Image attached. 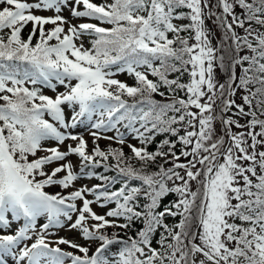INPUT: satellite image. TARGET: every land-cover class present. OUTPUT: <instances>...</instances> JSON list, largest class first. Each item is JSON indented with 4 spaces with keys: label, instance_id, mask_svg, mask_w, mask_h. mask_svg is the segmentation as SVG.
<instances>
[{
    "label": "snow or ice",
    "instance_id": "6c2138e0",
    "mask_svg": "<svg viewBox=\"0 0 264 264\" xmlns=\"http://www.w3.org/2000/svg\"><path fill=\"white\" fill-rule=\"evenodd\" d=\"M261 117L264 0H0V264H264Z\"/></svg>",
    "mask_w": 264,
    "mask_h": 264
},
{
    "label": "rangeland",
    "instance_id": "374dc122",
    "mask_svg": "<svg viewBox=\"0 0 264 264\" xmlns=\"http://www.w3.org/2000/svg\"><path fill=\"white\" fill-rule=\"evenodd\" d=\"M37 14L51 15L52 13H51V12H44V13H37ZM63 15H65L66 17H68L69 19H71L73 23L86 22V21H79V20H76V19L71 18V17H70V14H69V12H68L67 10L64 11ZM211 20H212V19H211ZM178 23H183V22L179 21ZM206 25H207V27H208L209 29H211V33H212V35H211V42H212L213 46H219V44H220V43H219V42H220L219 27H218L216 24L213 25V23L210 21V19L206 20ZM47 27H51V26L48 25ZM30 28H31V25H28V26H27V29L30 30ZM230 54H231V53H230ZM230 54H226V58H227V55H230ZM236 73H237V75L239 76V73H240V68H239V67L236 68ZM216 76H217V79L220 80V82H221V81H222V82L225 81L224 70L221 69V71L219 72V74L216 73ZM115 78H116V79H119V80H121V81H123V82H126V83L130 84V82H129L130 80H129V79L131 78V76H129L127 73L119 74V75H117ZM29 87H31V85H29ZM63 90H64V89H63L62 86H59V87H58V91H63ZM44 92H45V94H47V95H54L53 92H51L49 89H46V88L44 89ZM237 95L240 97V93H238ZM236 100H237V103H241L240 98H236ZM228 115H231V114H228ZM45 118L50 119L49 117H45ZM233 118H235V117H233ZM240 123H241V124H245V120H242V119H241V120H240ZM243 130H244V129H237V128H236L233 132L243 131ZM73 131H75V132H79V133H83V134H84V138L88 141L89 146H91L92 138H91V136L89 135L88 130H87V128H86L85 126H80V127L76 128V129L73 130ZM121 131H125V129H123V127H122ZM216 131H217L218 134H222V127L219 125V123L217 124V122H216ZM106 135L112 136V135H114V133H113V132H109V133H106ZM127 139H128V142L133 143V144H137V146H139V144L137 143V141L134 140L131 136H128ZM225 139H227V137H225ZM104 141H108V140H100L99 142L102 143V142H104ZM108 142H109V141H108ZM110 142H112V143L115 144L114 141H110ZM54 143H55L54 141H50V142H48V144H47L46 146H52ZM65 143H66V144H67V143H73V144H74V142H72V141H66ZM124 147H127V146H124ZM127 148H128V147H127ZM62 150H63V149H62ZM43 154H44V153H42V152H41V153H38V155H43ZM69 159L72 160V162H73L74 164L78 165L79 160H78V158H77L76 156L69 157ZM54 166H55V165H52V166H49V167H54ZM76 183H77V186H79V185H81V184H87L89 187L92 186L90 180H88V179H82V180H80V181H77ZM192 186H193V188L195 189V187H196V182H193V185H192ZM55 187H57V186H55ZM71 190H72V189H68V191H71ZM174 196H175V195H174ZM89 198H91V197H89ZM175 199H176V197H175ZM93 208H94V210H96V211L99 212V213H102V212L104 211L103 209H100V208H98V207L95 206V205H93ZM38 222H39V223H43V222H45V221L43 220V218H40V220H39ZM18 223H21V222H18ZM16 226H17V223H14V224H13V228H15ZM59 236H64V237H67V238H69V239H75L76 242L81 243V244H85V243H86L82 238L79 237V234H78L75 230L69 232V231H67L66 229H61V230H59L58 232H56V237H59ZM56 237H51V238H52V239H55ZM28 243H31V241H29ZM61 247H62L64 250H66V251H71V249L68 248V247L65 246V245H61ZM90 247H91V250H92V251H94L95 248H96L93 244H91ZM116 247H118V246H113V251H115ZM90 254H91V253H90ZM6 259H7V261H8V264H14V262L11 260V258H6ZM25 264H26V262H25Z\"/></svg>",
    "mask_w": 264,
    "mask_h": 264
},
{
    "label": "trees",
    "instance_id": "16d2710c",
    "mask_svg": "<svg viewBox=\"0 0 264 264\" xmlns=\"http://www.w3.org/2000/svg\"><path fill=\"white\" fill-rule=\"evenodd\" d=\"M95 2L100 3L101 0H95ZM212 2L215 3V0H212ZM214 10H215L216 12H219V11H220V9H214ZM185 11H186V10H185ZM239 11H240V10L237 8V12H239ZM213 19H215V17H213L212 20H213ZM212 20L210 19L211 22H212ZM181 22H183V23H188L187 20H185V21H181ZM212 23H213V22H212ZM213 25H214V24H213ZM46 27H47V26H46ZM28 31H29V30L26 28V29H25V32H24L25 37H26ZM237 31H238V33H240L241 35L243 34V30H242V29H237ZM219 33H220V41H221V39H222V29H220V28H219ZM219 43H220V42H219ZM86 44H87V40H86ZM230 45H231V41H230V40L227 41V42H225V45H224L225 49H228ZM226 54H230V52H229V53H226ZM240 54H241V55L247 54V50H245L244 52H241ZM224 75H225V79H226L227 73H226L225 71H224ZM239 75H240V73H239ZM184 79L187 80V76H185ZM130 80H131V81H130V84L133 85V84L135 83L134 78H132V79H130ZM221 82H222V81H221ZM125 98H126V99H129V101L131 102V98H128V97H125ZM154 98L157 99V100H161V99H162V98H161L160 96H158V95H156ZM236 98H239V96L237 95ZM246 110H247V109H246ZM228 114H231V115H232L231 112L228 113ZM261 118H264V117H261ZM247 119H248V117H245V118H243L242 120H245V123H246ZM218 123H219V121H217V124H218ZM219 125L221 126L220 123H219ZM215 126H216V125H215ZM235 129H236V128L233 126L232 131H234ZM257 130H258V129H257ZM164 138H165L164 135H157L156 138H155V142H154L153 144L149 145V151H153V150H155V148H156V144H157L159 141L163 140ZM172 139H175V138L173 137ZM109 144H111L112 147H119V145H117V144H112V143H110V142H105V144H100V146H101V148H106ZM177 148L179 149V145L177 146ZM261 150H264V149H261ZM124 152H125L126 154H128V155H131L130 150L127 149V148H124ZM131 163H132L135 167H140L139 162L136 161V160H132ZM166 166H168V165H166ZM148 170H150V171H154V170H156L155 165H151L150 168H149ZM96 171L102 173V172H103V169H102V168H101V169H96ZM104 174H106V175H114L113 172H108V173H104ZM90 181L92 182V185H94V184L100 182V181H98V180H96V179H91ZM131 183H132L133 185H135V184H138L139 182H137V181H132ZM119 187H120L119 184H117V185L114 186V188H119ZM46 190L49 191V192L52 193V194H54V193H56V192H63V194L66 195V194L68 193L67 190H63V189L59 188L58 186H57V187H55V186H54V187H50V188H47ZM174 199H175L174 194H170V195H168V196L164 199L163 203H167L168 201H171V200H174ZM110 206H111V205H110ZM178 220H179V217H175V218H171V217H169V218H167V219L165 220V223L172 224V223H174V222H178ZM121 222H123V221H121ZM140 227H142V225H140L139 223H137V224L135 225V227H134L132 230H129V231H128L127 235L135 236V232H136V230H137L138 228H140ZM114 231H115V232H119L121 236L124 235V230H122V229H118V228H116V229H113V228H109V229H107V234L111 235V233L114 232ZM158 235H159V233H157V236H158ZM92 244H93L95 247L98 246V242H96V243H92ZM71 251H74V250L71 249Z\"/></svg>",
    "mask_w": 264,
    "mask_h": 264
}]
</instances>
